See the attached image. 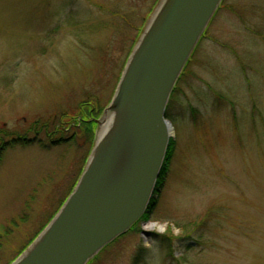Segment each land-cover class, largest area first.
<instances>
[{
  "label": "rangeland",
  "instance_id": "1",
  "mask_svg": "<svg viewBox=\"0 0 264 264\" xmlns=\"http://www.w3.org/2000/svg\"><path fill=\"white\" fill-rule=\"evenodd\" d=\"M158 2L0 0V128L65 121L88 98L103 111ZM175 86L153 205L86 264H264V0H222ZM57 137L41 131L4 149L0 264L30 244L82 171L88 143Z\"/></svg>",
  "mask_w": 264,
  "mask_h": 264
},
{
  "label": "water",
  "instance_id": "2",
  "mask_svg": "<svg viewBox=\"0 0 264 264\" xmlns=\"http://www.w3.org/2000/svg\"><path fill=\"white\" fill-rule=\"evenodd\" d=\"M221 1L159 0L96 118L98 131L118 110L120 124L99 144L96 132L72 190L10 264H86L145 212L172 133L170 93Z\"/></svg>",
  "mask_w": 264,
  "mask_h": 264
},
{
  "label": "trees",
  "instance_id": "3",
  "mask_svg": "<svg viewBox=\"0 0 264 264\" xmlns=\"http://www.w3.org/2000/svg\"><path fill=\"white\" fill-rule=\"evenodd\" d=\"M156 1L157 0H154L153 5L156 3ZM152 6L150 7V10L152 9ZM137 35L138 33L134 37L135 39ZM133 44H134V41L132 42L129 48L127 56ZM125 60L122 62L119 75L125 63ZM175 87L176 86L174 85L170 93L167 104L172 99L171 95ZM101 111L102 109L96 106L95 102L92 101V99L88 98L80 102V105L78 106L77 111H75L65 121L63 120V118H60V117L59 118L52 117L48 122L47 121L40 122V121L35 120L34 122L28 124L24 129L20 131L10 130L6 128L5 125H3L0 128V159L2 157V154L5 148H7L8 146L10 147V146L17 145V144H25V143L32 142L37 139V136L41 131H43L46 136H51L53 133L55 134V132H58V137L50 140L51 142L60 143V141H67V140L75 141L79 138H82L83 142H87L89 148H91L93 139H94L95 128H96V118L99 117V115L101 114ZM66 131L70 132V134L67 137L63 135V133H65ZM31 132L33 133V135L28 136V134ZM171 144L172 142L168 141L166 151H165L166 156L170 153ZM163 169H164V164H162L160 172L156 179V182H155L156 185L160 181V177L162 175ZM154 191H155V187H154ZM152 205H153V198L151 197L149 204L147 206L146 212L143 213V215L140 218L146 217V213L149 211Z\"/></svg>",
  "mask_w": 264,
  "mask_h": 264
},
{
  "label": "bare ground",
  "instance_id": "4",
  "mask_svg": "<svg viewBox=\"0 0 264 264\" xmlns=\"http://www.w3.org/2000/svg\"><path fill=\"white\" fill-rule=\"evenodd\" d=\"M158 9L159 7L157 8V10ZM121 120L122 113L118 110H111L109 112H106L99 124L96 136L97 143L99 144L103 139H106L107 136H109L114 131V129L120 124Z\"/></svg>",
  "mask_w": 264,
  "mask_h": 264
}]
</instances>
